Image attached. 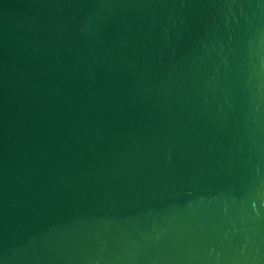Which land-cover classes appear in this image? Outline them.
Masks as SVG:
<instances>
[{"label": "water", "instance_id": "95a60500", "mask_svg": "<svg viewBox=\"0 0 264 264\" xmlns=\"http://www.w3.org/2000/svg\"><path fill=\"white\" fill-rule=\"evenodd\" d=\"M0 264H264V0H0Z\"/></svg>", "mask_w": 264, "mask_h": 264}]
</instances>
